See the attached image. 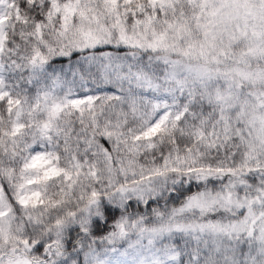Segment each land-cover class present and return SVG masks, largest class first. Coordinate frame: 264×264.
<instances>
[{
  "label": "snow or ice",
  "instance_id": "1",
  "mask_svg": "<svg viewBox=\"0 0 264 264\" xmlns=\"http://www.w3.org/2000/svg\"><path fill=\"white\" fill-rule=\"evenodd\" d=\"M0 264H264V0H0Z\"/></svg>",
  "mask_w": 264,
  "mask_h": 264
}]
</instances>
